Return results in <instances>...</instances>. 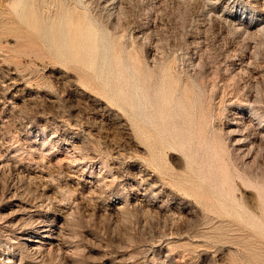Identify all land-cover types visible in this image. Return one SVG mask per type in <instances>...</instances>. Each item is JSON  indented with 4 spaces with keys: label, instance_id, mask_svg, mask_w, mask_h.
<instances>
[{
    "label": "rangeland",
    "instance_id": "1",
    "mask_svg": "<svg viewBox=\"0 0 264 264\" xmlns=\"http://www.w3.org/2000/svg\"><path fill=\"white\" fill-rule=\"evenodd\" d=\"M0 264H264V0H0Z\"/></svg>",
    "mask_w": 264,
    "mask_h": 264
},
{
    "label": "bare ground",
    "instance_id": "2",
    "mask_svg": "<svg viewBox=\"0 0 264 264\" xmlns=\"http://www.w3.org/2000/svg\"><path fill=\"white\" fill-rule=\"evenodd\" d=\"M100 1H101V0H100ZM105 2H106V1H105ZM111 2H112V1H111ZM111 2H110V3H111ZM112 3H113V2H112ZM112 3H111V4H112ZM114 3H115V1H114ZM114 3H113V4H114ZM108 4H109V3H107V5H108ZM111 4H110V5H111ZM104 6H105V5H104ZM121 6H122V5H121ZM107 7H108V6H107ZM109 7H110V6H109ZM44 232H47V231H44ZM45 234H46V233H45ZM47 234H48V233H47ZM45 237H47V236H45ZM45 239H46V238H45ZM33 241H34V240H33ZM46 243H47V242H46Z\"/></svg>",
    "mask_w": 264,
    "mask_h": 264
}]
</instances>
